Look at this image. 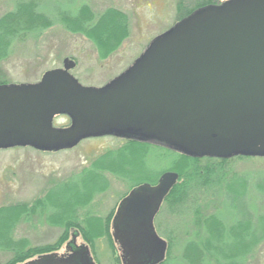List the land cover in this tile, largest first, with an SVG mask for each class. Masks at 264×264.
Returning <instances> with one entry per match:
<instances>
[{
	"label": "rangeland",
	"instance_id": "374dc122",
	"mask_svg": "<svg viewBox=\"0 0 264 264\" xmlns=\"http://www.w3.org/2000/svg\"><path fill=\"white\" fill-rule=\"evenodd\" d=\"M21 1L24 0H0V18L15 10ZM30 1H36L41 7L34 3L31 4V7L36 6L33 9L27 7L17 34L8 42L7 55H0V81L7 84L38 82L46 71L63 67L64 59L71 57L77 62L72 73L82 84L103 86L128 69L153 38L171 28L185 11L207 0ZM110 9H117L119 14H106L113 18L99 24L101 14ZM125 24L128 29L124 32ZM87 25L93 28L88 31ZM54 122L55 125L68 124L70 117L57 115ZM130 140L104 135L88 137L74 147L54 151L33 146L1 148L0 208L20 204L32 212L30 218L24 215L17 223L13 237L40 245L56 241L67 229V239L54 252L64 253L76 233L77 244L89 245L98 264H123L112 228L120 201L137 185L156 184L163 170L170 168L177 158L175 150L150 143L143 160L146 148L133 145ZM131 153L137 161L134 165H129ZM205 157L208 156L186 160L178 167L180 171L172 169L180 174L177 183L189 176L198 179L195 172L200 168H210L213 174L208 172V175L212 174L214 180L205 187L196 181L186 201H180L175 194L164 201L166 204L156 216V228L169 245L166 259L160 264H202L206 251L201 244L203 240L211 243L208 244L210 251L206 252L209 264H264V157L235 156L221 163ZM106 160L110 162L108 165ZM180 161L178 157L176 163ZM85 173L93 177L90 193H86L88 189L82 183V189L76 190V194L80 199L90 198V203L72 201L76 197L71 195L72 190L66 195L70 199L67 206L70 210L77 209L74 218L79 219L85 229L49 223L46 213L52 212V201L47 204L48 212L42 207L36 208L39 201L46 199L52 188L78 184ZM220 175L224 177L222 181L217 178ZM156 177V182H150ZM194 206L198 207V215H194ZM98 216L103 220L110 218L114 245L106 235H101L96 237L97 249H94L85 238V232L94 235V230H104L102 224L92 221ZM223 224L229 228V231L223 228L225 244L220 243L219 233L214 230ZM14 251V248L1 247L0 262L11 259Z\"/></svg>",
	"mask_w": 264,
	"mask_h": 264
},
{
	"label": "water",
	"instance_id": "95a60500",
	"mask_svg": "<svg viewBox=\"0 0 264 264\" xmlns=\"http://www.w3.org/2000/svg\"><path fill=\"white\" fill-rule=\"evenodd\" d=\"M75 59L34 83L0 84V149L54 151L88 137L134 136L194 157H264V0H224L195 9L157 35L103 86L72 73ZM72 122L56 126L57 115ZM165 171L134 187L113 219L123 264H160L168 241L155 218L179 181ZM77 234L73 235L75 239ZM19 264H98L89 245Z\"/></svg>",
	"mask_w": 264,
	"mask_h": 264
},
{
	"label": "trees",
	"instance_id": "16d2710c",
	"mask_svg": "<svg viewBox=\"0 0 264 264\" xmlns=\"http://www.w3.org/2000/svg\"><path fill=\"white\" fill-rule=\"evenodd\" d=\"M36 2V1H35ZM31 2L30 0H24L21 2L17 3V6L15 8V10L13 11H8L6 12L1 18H0V55L1 57H5L6 51H8L7 47H8V42L10 43V39L13 36H15L17 34V27L19 26L18 24L20 23V19H22V16L24 14H26L27 11H25L27 9V7H31V4L34 3V5L38 6L39 4L36 2ZM218 1H213V0H207L204 2H199L196 7L191 8L188 11H185L180 19H182L183 17L189 15L190 13H192L195 9L205 6L207 4H211V3H217ZM221 2V1H220ZM30 3V4H29ZM36 6L32 5V9ZM38 7H41V5H39ZM117 10V9H116ZM115 9H110L104 13L101 14L100 18V23L109 21L111 18L110 16H106V14H110L112 16L118 15L119 11H116ZM181 13V12H180ZM89 14V13H88ZM178 19V21L180 20ZM120 22V17L118 18L117 22L115 23H119ZM21 27V26H20ZM88 31L93 28L91 25H87ZM128 29V26L125 24V27L123 29V31L125 32ZM4 81H0V84H3ZM130 143L133 145H141L142 147L146 148L145 150V154L144 156L142 155V159L144 160L145 155L148 153L147 149V145L150 144L151 142H143L142 140H137V139H131ZM134 147V146H133ZM176 151V150H175ZM112 152V151H110ZM109 153V152H108ZM128 153V152H127ZM182 152L176 151V156L177 158L174 159V161L172 162V166L170 168L164 169V171L166 170H172V169H176L178 171H180V169H178V167L182 166L186 160H191V155H187V154H181ZM178 157L181 158L180 164L176 163L178 161ZM237 157H250V156H245V155H238ZM130 158H132L131 162L129 165H134V163L136 164V159L133 156V154L131 153ZM197 160L201 159V158H197L195 157ZM193 158V160L195 159ZM208 159H213L215 161L218 162H224L227 161L228 158H216V157H205ZM235 158V157H234ZM203 159V158H202ZM136 161V162H134ZM196 161V160H195ZM108 163H110L109 161L106 160V165H108ZM143 164V162H142ZM128 165V166H129ZM144 166H146L145 164H143ZM113 169H115V167L113 166ZM133 170L130 171V173H132ZM151 172V171H150ZM209 173H212L210 168H200L197 170V173L199 176L198 179H194L192 178V176H189L188 179L183 180L182 182L177 183L173 189L171 190V192L169 193V195L166 197L165 202H167V199H170L172 195H179V200H185L187 197H190V195H192V190L194 185L196 184H203V187H205L206 185H209V183L211 182V175H208ZM215 172V170H214ZM148 173V172H147ZM88 173H85L84 175H82V181L79 182V180L77 181V183H73L70 185L68 184L67 187L66 186H59L57 189L56 188H52L50 191V194L47 195L46 199H43L42 201H39V206H37L36 208L42 207L43 211L48 212V202H50L54 207H52V212L50 211L49 213H46V219L49 223L51 224H68L71 226H78V227H82L83 229H85L84 225L82 222H80L79 219L74 218V214L73 213L77 210V209H72L70 210L71 207L67 206V204H69L70 199L67 198V191L72 190V194L71 195H76V197L72 198L73 200H81V203H90V198H86L87 201L83 198L80 199V197L76 194V190H81L82 189V185L80 187V184H84V186H86V188L88 189V191L86 193H90V188H91V184H92V176L87 175ZM149 174H152L149 173ZM182 175V174H181ZM158 177L156 178H151L150 182H152L154 180V182H156ZM217 178H219L220 181H222V179H224L223 175L217 176ZM81 179V178H80ZM214 180V179H213ZM197 181V183H196ZM196 183V184H195ZM220 184V183H219ZM56 190V191H55ZM55 191V192H54ZM181 194V195H180ZM186 201V200H185ZM37 203V202H36ZM180 202H178L177 204H179ZM187 203V202H185ZM166 204V203H164ZM41 205V206H40ZM36 206V205H35ZM34 206V207H35ZM66 207H67V212H66ZM3 208V209H2ZM194 210V215H198L199 214V210L197 209L198 207H193ZM197 209V210H196ZM0 248L1 247H9V248H14V255L12 256L11 259H9L7 262L3 263L0 262V264H19L22 262H25L29 259H32L33 257L36 256H40L43 254H47V253H52L54 251H56L67 239L68 233L69 231L67 229L64 230V232L61 234V236L54 242H48L45 244H40V245H31L30 243H26L27 241L25 240L24 242L21 240H17L13 237V233H14V229L17 225V223L21 220V218L24 215H28V218H30V216L32 215V212H29V208L25 207V205L21 206L20 204L18 205H13V206H9V207H1L0 208ZM65 212V213H64ZM172 212L175 213V210L172 209ZM110 218H106L103 220V218L101 217H95V219H93L92 221H97L98 223L103 225V231H97L94 230V235H90L87 233V231L85 232V238L87 239V241L89 243H91V245L94 246V249L96 248L97 245H95L96 243V237L101 235H106L107 240H109L112 245H114V240L111 234V225L109 222ZM90 220H87V222ZM249 222V221H248ZM244 223V222H243ZM105 224V225H104ZM238 224V223H237ZM251 226V225H250ZM67 227V226H66ZM226 228L229 231L228 225L227 224H223V226H219L217 228H214V230L217 229V233H219V240H221L222 242H220L221 244H225L224 242V234H223V228ZM204 228H206L207 230L209 229L207 227V225H204ZM231 232V231H230ZM202 245H204L203 247L206 248V251L204 253V258L202 259V264H209V260L206 257L209 253L206 254V252H208L207 250H209V245L211 244L209 241L207 240H203V242H201ZM209 244V245H208ZM219 245L216 244L215 247ZM218 247V246H217ZM202 248V247H201ZM97 249V248H96ZM203 250V248L201 249ZM210 251V250H209ZM235 252V251H234ZM212 253V252H211ZM229 253V252H228ZM213 255V253H212Z\"/></svg>",
	"mask_w": 264,
	"mask_h": 264
},
{
	"label": "flooded vegetation",
	"instance_id": "af4514ba",
	"mask_svg": "<svg viewBox=\"0 0 264 264\" xmlns=\"http://www.w3.org/2000/svg\"><path fill=\"white\" fill-rule=\"evenodd\" d=\"M59 117H64V116H67L66 114H61V115H58ZM71 122H72V120L70 119V122L68 123V124H63V125H60V126H67V125H69V124H71ZM109 135H116V134H109ZM118 136V135H117ZM122 137H125V138H129V139H135V137L133 136H126V135H123ZM235 156H238V155H235ZM235 156H233V157H235ZM209 157V156H208ZM217 158V157H216ZM220 159H222V158H220ZM158 182V181H157ZM138 186V185H137ZM133 189V188H132ZM131 189V190H132ZM130 190V191H131ZM130 193V192H129ZM128 193V194H129ZM127 194V195H128ZM126 195V196H127ZM126 196H124V197H126ZM123 197V198H124ZM122 198V199H123ZM122 201V200H121ZM121 201H120V203H121ZM120 203H119V205H120ZM164 204V203H163ZM119 205H118V207H119ZM118 207H117V210H118ZM163 208V205H162V207H161V209ZM160 209V210H161ZM117 210H116V213H117ZM160 212V211H159ZM116 213H115V215H116ZM115 215H114V217H115ZM114 219V218H113ZM155 225H156V218H155ZM78 246H81V244H77V241H76V238L74 239H71V241L69 242V244L67 245V247H66V251L64 252V253H67V254H72V253H74V250H76V247H78Z\"/></svg>",
	"mask_w": 264,
	"mask_h": 264
}]
</instances>
